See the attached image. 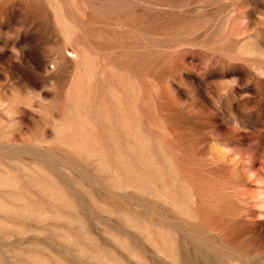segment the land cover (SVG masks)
I'll use <instances>...</instances> for the list:
<instances>
[{"label":"rangeland","instance_id":"374dc122","mask_svg":"<svg viewBox=\"0 0 264 264\" xmlns=\"http://www.w3.org/2000/svg\"><path fill=\"white\" fill-rule=\"evenodd\" d=\"M0 264H264V0H0Z\"/></svg>","mask_w":264,"mask_h":264}]
</instances>
